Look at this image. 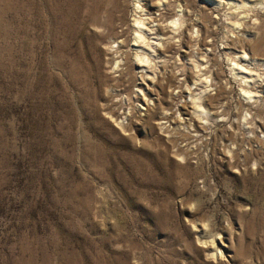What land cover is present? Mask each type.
Returning <instances> with one entry per match:
<instances>
[{
	"label": "rangeland",
	"instance_id": "1",
	"mask_svg": "<svg viewBox=\"0 0 264 264\" xmlns=\"http://www.w3.org/2000/svg\"><path fill=\"white\" fill-rule=\"evenodd\" d=\"M96 1L0 0V264H264V132L244 162L214 154L226 128L210 125L208 147L182 160L187 151L160 134L153 110L139 109L140 93L110 73ZM218 1L185 4L213 31L210 53L229 74L235 27L249 32L240 46L257 44L264 58V0H231L253 5L245 13ZM192 32L187 66L203 90L211 78L196 65L209 53L198 55ZM110 87L124 109H112Z\"/></svg>",
	"mask_w": 264,
	"mask_h": 264
},
{
	"label": "bare ground",
	"instance_id": "2",
	"mask_svg": "<svg viewBox=\"0 0 264 264\" xmlns=\"http://www.w3.org/2000/svg\"><path fill=\"white\" fill-rule=\"evenodd\" d=\"M186 1L135 0L136 8L133 23L130 25L124 20L127 0L94 2L93 21L103 30V49L113 61L110 73L116 74L122 84L125 82L133 87L135 93H140H136L139 96L135 97L139 109L147 115L153 110L155 125L160 134L175 146L177 152L181 149L187 151L183 154L177 153L182 160L192 159L191 151H194V154L200 153L208 147L212 134L208 132V126L215 125L217 128H226V132L222 129L221 134H214V154L222 156L223 159L228 156L233 160L242 157L244 161L251 155L252 146H260L263 142L258 133L264 132V58L258 52L257 44H248V48L240 46L249 32L246 27L234 26L237 29L234 30V35L237 37L228 39L224 49V56L229 65V74H226L221 63L209 50L215 43L208 41L206 37L211 38L213 31L204 30L202 19L193 13L191 7L185 4ZM175 2L178 10L170 8ZM227 5L241 9L244 13L247 7L253 6L245 1L217 2L218 8ZM244 13L242 18L245 22H250L251 15ZM192 14L195 15L194 19ZM194 28L200 31L196 43L197 50L200 51L198 55L201 56V52L209 53L207 61L199 58L200 62L196 65L199 71L204 70L211 78L209 82L207 76L203 78L206 83L203 90L198 87L202 82L201 77L199 79L190 66H187L192 64L191 57L196 54L193 46L195 39L192 35ZM177 46L183 49L185 56L183 60L186 66L183 65L182 69L179 68V58L182 56L175 52ZM179 76L183 78L179 79ZM232 83L236 84L240 91L236 100L231 96ZM112 87L107 92L109 97L119 96L120 92ZM203 93L208 95L204 97ZM155 96L157 98L154 99ZM110 105L112 109H124V103L122 99L118 100V97L114 98ZM173 106L178 107L181 115L171 110ZM122 113L110 115V119L123 127ZM248 125L251 127L245 128ZM245 129L248 132H245ZM237 133L240 136H236ZM217 142H220L222 147ZM245 144L250 147L249 151Z\"/></svg>",
	"mask_w": 264,
	"mask_h": 264
}]
</instances>
